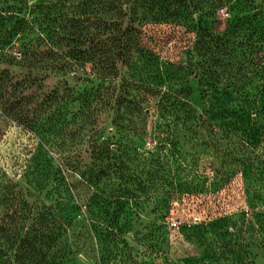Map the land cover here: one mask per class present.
Listing matches in <instances>:
<instances>
[{
	"label": "rangeland",
	"instance_id": "374dc122",
	"mask_svg": "<svg viewBox=\"0 0 264 264\" xmlns=\"http://www.w3.org/2000/svg\"><path fill=\"white\" fill-rule=\"evenodd\" d=\"M97 10V0H0V226L13 225L5 209L11 203L17 217L30 210L22 223L36 228L47 207L67 202L56 192L68 190L90 234V248L71 264H234L244 251L264 264V0H243L233 14L226 6L205 18L194 12L191 33L144 26L143 42L159 57L152 66L117 62L109 73L70 53ZM14 22L18 31L6 39ZM204 29L232 32L230 57L216 55L214 40L204 56H182ZM181 56L179 65L165 62ZM94 98L86 119L83 108ZM180 102L211 132L196 128L182 141ZM167 132L176 138L170 169L156 137ZM102 141L129 148L127 185L114 177V184L91 186L69 168L83 170L92 144ZM179 155L193 166H177ZM119 187L128 188L121 206L98 212L116 220L115 233L91 219L86 201ZM197 225L203 228L193 231Z\"/></svg>",
	"mask_w": 264,
	"mask_h": 264
},
{
	"label": "trees",
	"instance_id": "16d2710c",
	"mask_svg": "<svg viewBox=\"0 0 264 264\" xmlns=\"http://www.w3.org/2000/svg\"><path fill=\"white\" fill-rule=\"evenodd\" d=\"M242 1L122 0L118 2L116 0H97L98 10L94 14L91 13L88 18V21L91 20L88 31L83 36H77L78 40L70 49V53L82 57L81 60L83 62L89 60L92 67L94 69L98 68L102 73L112 72L117 62L129 66L141 60L145 64L152 66V61L159 56L153 48L143 42L142 29L144 26H180L191 33L194 31V25H191L194 12V17L197 15V18H205L213 15L218 8L226 6L229 12L233 14V12L240 10ZM206 10L208 11L203 13ZM233 23L237 24L238 21L232 18L231 24ZM18 26L16 22L7 26L6 39H10L18 31ZM230 33L232 32L228 30L221 37L211 36L204 29L202 36H200V42L193 40L182 56L186 57L189 62L195 52L202 51V56H204L209 50V41L214 40L216 55L224 58L230 57L232 52L229 48V43H231L229 40ZM82 45L84 46L83 49L81 48ZM182 56L178 61L166 60L165 62L168 66H173L175 63L179 65ZM97 103L96 98L86 102V106L83 108L86 119H90ZM179 106L181 114L178 119L182 122L184 130L182 137H180L182 141L189 139L191 137L189 135L196 128L201 131V134L207 135L206 132H211L212 125L206 119L196 116L194 110L187 102H180ZM124 111L127 116H130L131 110L128 111L127 108H124ZM130 123L135 125L133 122ZM156 137L160 143L163 142L160 145V150L165 149V154L163 155L165 167L170 169L169 162L173 160L169 159L167 154L169 152L173 153L169 146L176 144V138L173 140L174 135L172 132H167L165 136L162 134L161 137L157 134ZM120 146L121 143L117 145L104 141L99 144L93 143L90 152V162L83 166V170H77L75 165H70L69 168L74 172H80L81 178L91 186L112 184L114 177L119 178L124 185H127L130 180L126 170L129 169L128 164L134 158L126 144L122 147ZM193 160L191 158L187 161L185 157L179 155L174 161L177 166L191 168L194 163ZM47 166L49 168V165ZM163 181L167 186L172 182L171 179L166 178ZM66 184L69 183L61 176L58 187L64 188ZM180 185H187V183H180ZM127 192L128 188L125 187L120 189L111 188L105 196L95 195L89 198L86 202L89 203L91 219L104 223L106 227L111 228L116 233L118 231L116 220L112 219L111 215V218H106V215L101 218L98 212L102 211V213L105 212L107 214L105 208L111 203L121 206L120 198L124 197L125 194L127 195ZM56 195L60 201L65 200L67 202L56 203L54 208L47 207L46 215L40 218L36 228L33 225L26 228V225L22 223L23 221L26 222L28 215L32 214L30 210H26L27 212H24L21 217H17V207L11 203L6 206V216H8L10 224L13 223V225H10L7 229L0 226V264H71L78 252L90 248L89 228L83 219L77 216L79 211L77 199L68 190H66V193L65 191L56 192ZM94 206L98 209L93 210ZM16 218L20 222H16ZM200 228L203 227L199 225L193 226V231L200 230ZM227 252L233 253L229 250ZM233 257L236 259V261L231 260L234 261V264H239L236 263L238 261H241L240 264H255L253 260L248 258L249 253L247 251H244L243 256L239 257L240 259ZM218 260L213 262L218 263Z\"/></svg>",
	"mask_w": 264,
	"mask_h": 264
}]
</instances>
